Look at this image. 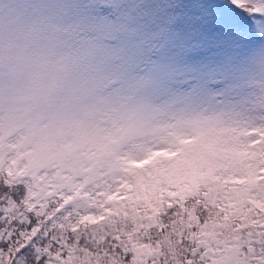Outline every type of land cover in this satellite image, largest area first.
I'll list each match as a JSON object with an SVG mask.
<instances>
[{
    "label": "snow or ice",
    "instance_id": "6c2138e0",
    "mask_svg": "<svg viewBox=\"0 0 264 264\" xmlns=\"http://www.w3.org/2000/svg\"><path fill=\"white\" fill-rule=\"evenodd\" d=\"M0 264H264V0H0Z\"/></svg>",
    "mask_w": 264,
    "mask_h": 264
}]
</instances>
